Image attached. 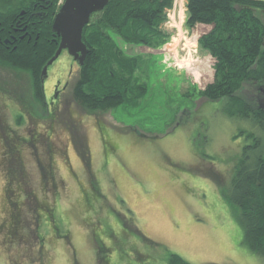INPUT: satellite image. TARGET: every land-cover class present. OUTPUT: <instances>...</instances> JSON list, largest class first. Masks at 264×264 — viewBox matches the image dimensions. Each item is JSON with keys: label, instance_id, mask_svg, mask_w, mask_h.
<instances>
[{"label": "rangeland", "instance_id": "obj_1", "mask_svg": "<svg viewBox=\"0 0 264 264\" xmlns=\"http://www.w3.org/2000/svg\"><path fill=\"white\" fill-rule=\"evenodd\" d=\"M187 2L173 10V0L166 11L173 20L162 25L166 47L125 48L145 62L135 72L148 89L140 104L78 106L71 93L78 65L63 51L44 77L47 96L66 83L51 118L29 73L0 63V119L19 137L23 168L19 186H5L0 173V217L9 204L18 215L0 230V264H166L170 253L190 264H264L242 244L237 212L212 176L229 182L250 142L241 131L251 126L200 96L214 80V60L197 42L210 27H187ZM241 94L253 98L251 85ZM2 145L0 138V156ZM6 187L18 196L9 204Z\"/></svg>", "mask_w": 264, "mask_h": 264}, {"label": "trees", "instance_id": "obj_2", "mask_svg": "<svg viewBox=\"0 0 264 264\" xmlns=\"http://www.w3.org/2000/svg\"><path fill=\"white\" fill-rule=\"evenodd\" d=\"M23 1L16 5L0 0V27H3L0 63L28 72L33 97L45 107L42 69L58 47L59 39L52 37L51 25L60 7L59 0H44L45 21H35L34 27L27 23L28 30L34 29V32L22 40L16 37L17 42L11 44L13 39L7 34L10 21L5 20L18 11ZM3 2L7 5H1ZM172 2L109 0L101 12L92 15L82 33L88 53L83 65L78 66L72 87L78 106L95 112L140 104L148 89L135 72L145 62L141 56L128 55L125 48L164 46L168 36L162 25ZM187 10L188 28L210 27L207 33L198 36L197 42L214 60V80L199 92L200 96L210 102L220 101L225 104L221 111L225 116L246 120L251 126L249 132L241 131L250 142L242 147L234 161L229 182H223L217 173L212 176L216 177L223 199L237 212L243 229L242 244L264 258V109L241 94L244 84L264 88V20L261 17H264V0H188ZM0 129L7 130L2 124ZM5 138L3 143L14 157L8 161V167L17 168L22 175V160L17 156L19 149L15 148L14 138L8 132ZM166 264L190 263L170 253Z\"/></svg>", "mask_w": 264, "mask_h": 264}, {"label": "flooded vegetation", "instance_id": "obj_3", "mask_svg": "<svg viewBox=\"0 0 264 264\" xmlns=\"http://www.w3.org/2000/svg\"><path fill=\"white\" fill-rule=\"evenodd\" d=\"M44 0H25V2L23 3L22 6L18 7V11L13 13L12 17L8 20L5 21H10V25H9V29L7 31L8 34V38L13 39L11 42V44L17 42L16 37L19 38V40L24 39L25 36L28 35L29 32H31V34L34 32V29H32L31 31L28 30V24L29 23L31 26L35 25V21H45V13H46V5L44 4ZM47 4V2H46ZM20 8V9H19ZM262 19L263 16L261 15ZM53 21V20H52ZM264 23V21H263ZM34 27V26H33ZM3 31V27H0V32ZM1 36V35H0ZM37 35L36 38L37 39ZM53 38H55L56 36H54V34L52 35ZM30 39V38H29ZM5 43H8V39H5ZM71 57V56H70ZM72 58V57H71ZM73 63H76L75 61H73ZM47 78V77H46ZM45 81V80H44ZM43 81V84H44ZM65 86L66 83H63L61 85L60 88V82H56L52 91V94L50 96H47L44 93V98H43V103L46 107V110L48 112V115L51 116V118H53L55 116L54 110H57V108H59L60 104H58L61 100V94L64 93L65 90ZM252 87V94L251 96H253V98H247L250 101H254L256 103V106L259 108H263L264 109V88L261 86H251ZM44 90V88H43ZM72 93V91H71ZM73 97V96H72ZM65 103L62 102L63 104H66V99L64 98ZM74 100V99H73ZM56 105V107H54ZM54 108V109H53ZM18 116L25 118L24 114H19ZM53 121V120H52ZM1 119H0V127H1ZM5 132H8V134L10 135L11 138L13 139V142L15 143V148L18 150L19 146L18 144L20 143L19 141V137L17 135H15L14 132H12L11 130L8 131V127L7 130L4 131L2 129H0V138L4 141L5 138ZM51 151V148L50 150ZM19 156V150L17 151ZM20 157V156H19ZM21 158V157H20ZM13 153L9 152L8 149L5 146V142L4 145H2V150H1V156H0V173L2 174V176L4 177L5 180V186L6 185H21V181H22V175L20 174L19 170L16 168H9L8 167V161L13 160ZM22 160V159H21ZM49 169L46 168V174H49ZM44 177V175H43ZM45 178V177H44ZM4 194H3V198H4V204L8 203L9 201H12V199H16L18 196L14 197L16 194L13 193V191H10L7 189H4ZM15 204L13 203L12 206H14ZM10 206L11 204L8 205L9 208V214L7 213L6 218L3 216L2 218L0 217V230L1 229H7L10 228L11 226H13V224L18 223V215H14V213L11 215L10 214ZM6 208V206H5ZM13 220V222H12Z\"/></svg>", "mask_w": 264, "mask_h": 264}, {"label": "water", "instance_id": "obj_4", "mask_svg": "<svg viewBox=\"0 0 264 264\" xmlns=\"http://www.w3.org/2000/svg\"><path fill=\"white\" fill-rule=\"evenodd\" d=\"M108 3L109 0H63L51 25L52 33L59 39L58 47L42 69V83L48 67L63 51H67L79 67L83 65L88 53L86 45L82 42L83 29L90 22L92 15L101 12Z\"/></svg>", "mask_w": 264, "mask_h": 264}, {"label": "built area", "instance_id": "obj_5", "mask_svg": "<svg viewBox=\"0 0 264 264\" xmlns=\"http://www.w3.org/2000/svg\"><path fill=\"white\" fill-rule=\"evenodd\" d=\"M186 2V0H174V3H173V10H175L176 8H178V9H181V7H182V5H184V3ZM171 11V9L169 10H167V12H170ZM165 13V20H166V22H165V26H166V28L168 29V27L167 26H171V21H173L172 19H168V17H169V15H168V13ZM184 21H185V18H184ZM190 36V39H192V42L195 40L196 41V37H194V34H192V35H189ZM194 37V38H193ZM183 41L184 42H190V40L188 39V38H184L183 39ZM166 45V44H165ZM164 45V46H165ZM167 46V45H166ZM165 46V47H166ZM164 47V48H165ZM197 49L198 48H196V47H194V53L196 54V56H197ZM191 50V49H190ZM190 56V55H189ZM210 59H212L211 57H210ZM169 60V59H168ZM196 61H198V60H196ZM208 72H209V70H208Z\"/></svg>", "mask_w": 264, "mask_h": 264}, {"label": "bare ground", "instance_id": "obj_6", "mask_svg": "<svg viewBox=\"0 0 264 264\" xmlns=\"http://www.w3.org/2000/svg\"><path fill=\"white\" fill-rule=\"evenodd\" d=\"M175 58V57H174Z\"/></svg>", "mask_w": 264, "mask_h": 264}]
</instances>
